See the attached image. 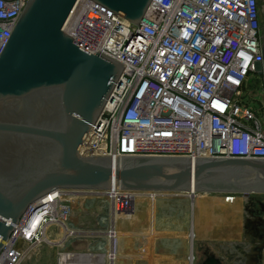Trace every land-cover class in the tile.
Listing matches in <instances>:
<instances>
[{"label":"built area","instance_id":"built-area-1","mask_svg":"<svg viewBox=\"0 0 264 264\" xmlns=\"http://www.w3.org/2000/svg\"><path fill=\"white\" fill-rule=\"evenodd\" d=\"M27 1L0 0V52ZM62 29L79 47L125 65L81 156L264 158V104L256 108L244 95L254 79L264 81L255 0H151L138 25L77 0ZM72 191L53 190L28 208L1 249L0 264H21L45 240L60 248L88 242L85 252L62 250L56 264H97L80 255L105 260L117 251L111 202L131 194L99 190L95 198L103 199L108 217L80 227L72 221L82 211L68 197ZM54 232L57 239L48 240Z\"/></svg>","mask_w":264,"mask_h":264},{"label":"water","instance_id":"water-1","mask_svg":"<svg viewBox=\"0 0 264 264\" xmlns=\"http://www.w3.org/2000/svg\"><path fill=\"white\" fill-rule=\"evenodd\" d=\"M76 1L28 0L0 52V251L28 208L56 189L264 192V158L80 155L125 65L63 31ZM90 1L135 25L151 3ZM255 4L264 59V0Z\"/></svg>","mask_w":264,"mask_h":264},{"label":"rangeland","instance_id":"rangeland-1","mask_svg":"<svg viewBox=\"0 0 264 264\" xmlns=\"http://www.w3.org/2000/svg\"><path fill=\"white\" fill-rule=\"evenodd\" d=\"M244 95L251 105L261 107L264 104V81L254 79L245 88ZM72 192H77L68 193L69 197H76L74 207L82 209L72 217L76 226L90 227L100 216H107L108 211L104 207L103 199L95 198V194H101L103 191ZM126 192L131 195H122L111 202V221L118 238L117 251L113 252L115 264H189L186 235L191 230L192 214L196 230V239L192 244L195 264H198L204 253L218 254L223 257L224 264H242L240 255H246L248 248L243 244L229 247L226 241H222L229 239L233 242L232 239L238 237L244 240V230L232 227L230 221L222 222L218 217L217 212L221 213V210L215 202L226 194L194 192L191 197L189 192ZM234 196L240 205L245 195ZM254 207L259 208L258 203ZM245 234L249 236L246 240L251 244L254 241L253 236L247 232ZM48 236V240L55 241L58 234L54 232V235ZM57 244L48 243L46 240L41 242L38 247L30 250L21 264H56L58 253L62 250L85 252L88 247L87 241L66 243L63 248Z\"/></svg>","mask_w":264,"mask_h":264},{"label":"flooded vegetation","instance_id":"flooded-vegetation-1","mask_svg":"<svg viewBox=\"0 0 264 264\" xmlns=\"http://www.w3.org/2000/svg\"><path fill=\"white\" fill-rule=\"evenodd\" d=\"M224 194L226 195L217 199L215 202L221 210V213H224L222 215L220 213L218 216L220 217L219 219H221L220 221H227V223L230 221V225L232 227H239V224H241V226L245 227L247 233L253 236L254 240L258 239L257 243L252 244V248L254 250L252 253L253 255L250 256L249 261L248 259L243 258L242 264H261L262 251H264V192H249L246 194L242 192H231ZM234 195H245L242 199V206L239 211L235 208V205L238 207V203H236L237 197ZM252 195H256L258 197H253ZM256 203H258L259 206L257 209L254 207ZM236 210L238 214H240V217L237 212H234ZM225 216L228 218L226 219ZM210 257L211 254L204 253L198 264H202Z\"/></svg>","mask_w":264,"mask_h":264},{"label":"crops","instance_id":"crops-1","mask_svg":"<svg viewBox=\"0 0 264 264\" xmlns=\"http://www.w3.org/2000/svg\"><path fill=\"white\" fill-rule=\"evenodd\" d=\"M192 201H193V199H192ZM238 203V202H237ZM240 206H242V202L240 203V205H239V203H238V207H235L236 209H238V211L240 210ZM234 208V209H235ZM235 213L237 212V210L236 211H234ZM217 214H219L220 215V213L219 212H217ZM222 214H224L223 212L221 213V215ZM237 214H238V212H237ZM193 215V214H192ZM192 215H190L191 216V218H190V222H191V226H192V221H193V218H192ZM239 215V217H240V214H238ZM242 229V231L244 230V232H243V235H244V240H240V238L238 237V239H232V241L233 242H231V241H229V239H225V240H222L223 242H227V245L230 247H235L237 244H243L245 247H247L248 249H246V251H245V254L246 255H240V257H241V259H240V263H242V260H243V258L245 259H248V261H249V259H250V256L251 255H253L252 253L254 252V250H253V248H252V244L254 243H257L258 242V239H255L254 241H252V243L251 244H249L250 242L249 241H247L246 240V238H248L249 236L247 235V234H245V232H247L246 230H245V227H243V226H241V224H239V227H238V229ZM238 236H239V234H238ZM231 240V239H230ZM247 242H246V241ZM215 241H218V240H215ZM249 242V243H248ZM246 243V244H245ZM228 247V248H229ZM227 248V249H228ZM213 255V254H212ZM110 257H114V256H112V255H109ZM215 258H217V259H219L220 260V264H224V262H223V257H221V256H219L218 254H216L215 253V255H213ZM107 258H108V256H107ZM261 264H264V251H262V258H261Z\"/></svg>","mask_w":264,"mask_h":264},{"label":"bare ground","instance_id":"bare-ground-1","mask_svg":"<svg viewBox=\"0 0 264 264\" xmlns=\"http://www.w3.org/2000/svg\"><path fill=\"white\" fill-rule=\"evenodd\" d=\"M116 189H119V188H116ZM189 193H190L191 197L194 196V193H191V192H189ZM201 194H204V193H201ZM186 236L188 238V243H187L188 256H187V259H188V263L191 264L192 257H193L192 244H193V242L196 239V230L194 228L193 222H192L191 230ZM109 255L114 256L112 252L111 253L109 252L108 254H106V259L105 260H100L98 257H94L93 259H91V256H88V255L87 256L80 255V258H82L81 260H84V261L86 260L88 262H89V260H93V262H98L97 264H115L114 259H113L114 257H110ZM107 256H108V258H107Z\"/></svg>","mask_w":264,"mask_h":264}]
</instances>
